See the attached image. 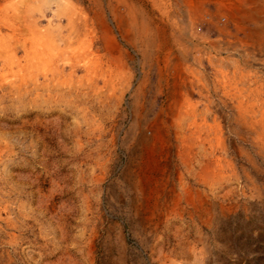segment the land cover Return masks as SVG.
Returning <instances> with one entry per match:
<instances>
[{
    "label": "rangeland",
    "instance_id": "rangeland-1",
    "mask_svg": "<svg viewBox=\"0 0 264 264\" xmlns=\"http://www.w3.org/2000/svg\"><path fill=\"white\" fill-rule=\"evenodd\" d=\"M24 1L0 0V264H264L262 125L242 119L235 89L217 88L207 64L222 58L240 80L236 94L264 106V0H224L249 13L240 20L214 0L203 11L188 0H135L155 25L151 45L121 32L110 6L122 5L105 3L125 62L99 29L74 35L55 0ZM33 21L72 33L57 67L34 58ZM198 54L207 93L180 68L199 72ZM174 85L189 89L181 114Z\"/></svg>",
    "mask_w": 264,
    "mask_h": 264
},
{
    "label": "bare ground",
    "instance_id": "bare-ground-1",
    "mask_svg": "<svg viewBox=\"0 0 264 264\" xmlns=\"http://www.w3.org/2000/svg\"><path fill=\"white\" fill-rule=\"evenodd\" d=\"M24 1V0H23ZM26 1V0H25ZM24 1V2H25ZM28 1V0H27ZM31 2V0H29ZM37 1V0H36ZM45 1V0H44ZM43 1V2H44ZM54 1V0H53ZM191 1L193 3H197V8L199 11H203V6H202V2L204 0H188ZM13 2V1H12ZM48 2V1H46ZM51 2V1H50ZM56 3L57 8L56 10V15H58L59 17H66L65 19H67L70 24L71 28V32L77 33L80 35V33H87L88 31L91 32H97L96 29H99L101 36H102V40L104 41L106 47L104 46V48H107L108 51H111L112 53H115V55H117V59L119 60V62H125V60L127 59V55L126 52L123 51L120 46V43L118 42L115 34H114V30L113 28L110 26V24L107 21V17H106V11H105V3L106 4H110L112 3V0H107V2H105L104 0H90V3L88 6H79L78 4H76L73 0H55L54 1ZM116 2L119 5H122L123 7V11L120 10L119 8H117L115 5H111L110 6V12L112 14V21H114L116 27H118L120 29L121 32H129V34L132 36L133 41H136L138 43V41H142L140 39L144 38L147 39V44L151 45L154 44V40L151 38L152 34L155 31V25L152 21L151 16L149 15L148 11L142 6L140 5L138 2H136L135 0H116ZM150 3V2H149ZM161 3V2H160ZM170 3V2H169ZM213 3V2H212ZM214 3H216V6L218 7V11L219 13H229L231 14L235 19L240 20L241 17H243L246 14V11L243 9V7H241L240 5H230L228 2L224 1V0H214ZM239 3H242V0L239 1ZM25 4V3H24ZM48 4V3H47ZM187 4V3H186ZM12 5V4H11ZM10 5V6H11ZM27 5V4H26ZM45 5V4H44ZM149 5V4H148ZM15 6V4H14ZM18 6V5H17ZM173 6V5H172ZM215 6V5H214ZM54 7V6H53ZM162 7V6H161ZM169 7V6H168ZM181 7V6H180ZM205 7V6H204ZM13 8V7H12ZM11 8V9H12ZM127 11L125 13L124 9ZM164 8V7H163ZM16 9V7H15ZM19 9V8H18ZM45 9V8H44ZM43 9V10H44ZM49 9V8H48ZM47 9V10H48ZM98 9V10H97ZM54 10V11H55ZM149 10V9H148ZM165 10V8H164ZM209 10V9H208ZM27 11V9H26ZM29 11V10H28ZM46 11V10H45ZM53 11V12H54ZM21 12V11H20ZM42 12V11H41ZM49 12V11H48ZM29 13V12H28ZM171 13V12H170ZM12 14V13H11ZM166 14V13H165ZM249 13H247L246 15H248ZM7 15V14H6ZM17 15V12H16ZM25 15V14H24ZM12 16V15H11ZM42 16V15H41ZM40 16V17H41ZM164 16V15H163ZM18 17V16H17ZM28 17V16H27ZM34 17V15H33ZM52 17V16H49ZM190 17V16H189ZM16 18V17H15ZM25 18V17H24ZM30 18V17H29ZM48 18V17H47ZM177 18V17H176ZM247 18V17H246ZM4 19V18H3ZM7 19V18H6ZM4 19V20H6ZM22 19V18H21ZM32 19V18H31ZM59 19V18H58ZM193 19V18H192ZM197 19V18H196ZM245 19V18H244ZM2 20V19H1ZM23 20V19H22ZM198 20V19H197ZM207 20V19H206ZM29 21V20H27ZM55 21V20H54ZM171 21V20H170ZM1 22V21H0ZM57 22V21H56ZM175 22V21H174ZM213 22V21H212ZM13 23V22H11ZM7 24V23H6ZM55 24V23H54ZM62 24V23H61ZM64 24V23H63ZM62 24V25H63ZM221 24V23H220ZM172 25V24H171ZM194 25V24H193ZM197 25V24H196ZM2 26H5L4 24ZM10 26V25H9ZM23 26V25H22ZM199 26V25H198ZM224 26V25H223ZM8 27V26H7ZM50 26H39L37 23H34V21L31 23L28 22V34H29V42H31V48H32V52L34 54V58L37 59V63L41 62V61H47V62H54V64L56 65L55 67H57V57L58 56H63V46L62 44L65 42L67 43L69 41V37L70 32H68V34L65 36L63 33L60 32H53V27L52 29L49 28ZM178 27V26H177ZM195 27V26H194ZM66 28V27H65ZM69 28V26H68ZM14 29V26H13ZM26 29V28H25ZM118 29V30H119ZM159 29V28H158ZM221 29H223L221 27ZM12 30V29H11ZM14 30H19V29H14ZM23 30V29H21ZM27 30V29H26ZM25 30V31H26ZM134 30V31H132ZM184 30V29H183ZM194 30V29H191ZM24 31V32H25ZM66 31V30H65ZM224 31V30H223ZM250 31V30H249ZM16 32V31H15ZM23 32V33H24ZM120 32V33H121ZM131 32H134L133 35L131 34ZM19 33V32H18ZM22 33V32H21ZM27 33V32H26ZM66 33V32H65ZM89 33V32H88ZM178 33V32H177ZM203 33V32H201ZM251 33V31H250ZM27 34V35H28ZM128 34V36H129ZM136 34V35H135ZM186 34V33H185ZM192 34V33H191ZM199 34V33H198ZM26 35V36H27ZM75 35V34H74ZM99 35V34H98ZM173 36V35H172ZM209 36V35H208ZM75 37V36H74ZM130 38V37H129ZM250 38V37H249ZM72 39V38H71ZM194 39V38H192ZM196 39V38H195ZM201 39V38H200ZM218 39V38H217ZM28 40V38H27ZM91 40V39H90ZM128 40V39H127ZM211 40V39H210ZM251 40V38H250ZM94 41V40H93ZM195 41V40H194ZM212 41V40H211ZM27 42V41H26ZM102 42V41H101ZM201 42V41H200ZM209 42V41H208ZM220 42V41H218ZM193 43V42H192ZM199 43V42H198ZM1 44V42H0ZM90 44L85 48L86 50H88V48L90 47ZM102 44V43H101ZM187 44V43H186ZM211 44V43H210ZM220 44V43H219ZM4 45V44H2ZM23 45V44H22ZM21 45V46H22ZM191 45V44H190ZM198 45V44H197ZM202 45V44H201ZM218 45V44H217ZM24 47V46H23ZM103 47V46H102ZM189 47V46H188ZM201 47V46H200ZM249 47V46H248ZM144 49V48H143ZM176 49V48H175ZM210 49V48H209ZM221 49V48H220ZM181 50V49H180ZM211 50V49H210ZM3 51V50H2ZM8 51V49H6V52ZM78 51V50H77ZM146 51V49H145ZM179 51V50H178ZM182 51V50H181ZM209 51V50H208ZM67 52V51H66ZM72 53V52H70ZM74 53V52H73ZM76 53V52H75ZM202 53V52H201ZM87 54H91V51H88ZM93 54V52H92ZM97 54V53H96ZM106 54V53H105ZM104 54V55H105ZM200 54V53H199ZM194 55V59L195 62L201 67V70L199 72H196L194 70H192L189 66H185V67H180L181 63L176 60L175 62H173L175 68L177 69V73H179V67L182 70H186L187 73L190 72L191 74H196L197 76L194 77V75H192V77L190 79V84L197 85L199 92L201 93H207L209 91V89L205 86V79H204V75L202 74L204 71L207 70V67H205L206 65H204V61H203V56L202 55ZM218 54V53H217ZM2 55V54H1ZM79 55V54H78ZM84 55V53H83ZM83 55L81 57H83ZM103 55V56H104ZM13 56V55H12ZM71 56V55H70ZM77 56V55H76ZM92 56V55H91ZM96 56V55H95ZM86 57V55H85ZM207 57V55H206ZM216 56H209L208 57V65L210 64L211 68H212V72H211V76L214 79L215 82V86L217 88H219L220 86H224L227 85V89H235V96H237L238 99V103H237V109L239 110V115L242 116V119H245L248 117V121L246 123L251 124L252 125H256L257 123L262 125V129H263V135H264V106H263V101L260 100V98H258L257 96L252 97L248 100H243L241 96L237 95L236 92H242V87L239 86L240 80L235 77L231 71L228 70L227 67H225L226 65H224L223 59L220 57H217L216 59L214 58ZM256 57V56H255ZM71 58V57H68ZM94 58V57H93ZM99 58V57H98ZM168 58V57H167ZM184 58V57H183ZM59 59V58H58ZM90 59V58H89ZM31 60V59H30ZM69 60V59H68ZM72 60V59H70ZM79 60V59H76ZM85 60V59H84ZM99 60V59H97ZM19 61V60H18ZM62 62L64 61L61 60ZM74 61V59H73ZM34 62V61H33ZM36 62V61H35ZM60 62V60H59ZM89 62V61H88ZM95 62V61H94ZM168 62V61H167ZM172 62V61H171ZM75 63V62H74ZM83 63V62H81ZM80 63V65H81ZM97 63V62H96ZM46 64V63H45ZM72 64V63H71ZM70 64V65H71ZM78 64V63H77ZM87 64V63H86ZM92 64V63H91ZM123 64V63H122ZM73 66V64H72ZM88 66V65H87ZM91 66V65H90ZM45 67V66H44ZM54 67V66H53ZM75 67V65H74ZM97 67V66H95ZM110 67V66H109ZM71 68V67H70ZM88 68V67H87ZM94 68V67H93ZM51 69V68H50ZM180 69V71H181ZM89 70V69H88ZM199 70V69H198ZM60 71V70H59ZM72 71V70H71ZM55 72V71H54ZM62 72V71H60ZM201 72V73H200ZM235 72V71H234ZM24 73V72H23ZM47 73V72H46ZM59 74L55 72V75ZM61 74V73H60ZM164 74V73H163ZM50 75V74H49ZM52 75V74H51ZM50 75V76H51ZM53 75V76H55ZM179 75V74H178ZM178 75L176 77H178ZM237 75V73H236ZM52 76V77H53ZM102 76V75H101ZM189 76V75H188ZM210 76V75H209ZM46 77V76H45ZM48 78V77H47ZM81 78V77H80ZM211 78V77H210ZM249 78V77H248ZM94 79V78H93ZM161 79V78H160ZM176 79V78H175ZM104 80V79H103ZM108 80V79H107ZM180 81V80H179ZM188 81V80H187ZM118 82V81H117ZM109 83V82H108ZM123 85V84H122ZM126 85V84H125ZM191 85V86H192ZM95 88V87H94ZM127 88V87H126ZM248 88V87H246ZM171 89V88H170ZM195 90V89H194ZM138 90H136V95L138 94ZM227 92V91H226ZM264 92V91H263ZM198 93V92H197ZM234 94V93H233ZM240 94V93H239ZM263 94V93H262ZM259 94V95H262ZM104 96V95H103ZM106 96V95H105ZM189 96V89L187 87H185L183 90L179 89L178 86L174 85L173 89L171 90V98L173 100L174 103V108L179 110L176 111L178 113L181 114V110H182V106L184 105H188L190 103V101L187 99ZM206 97V96H205ZM224 97V96H223ZM232 97V96H231ZM201 98V95H200ZM246 98V97H244ZM202 100V99H201ZM207 100V99H206ZM233 100V99H232ZM140 101V100H139ZM235 103V102H234ZM169 104V103H168ZM135 105V104H133ZM162 105V104H161ZM170 105V104H169ZM229 106V105H228ZM256 106H259L260 110H259V117L256 118V116H252L254 114H256ZM137 107V106H136ZM173 107V106H171ZM191 107V106H189ZM233 107V106H231ZM185 108V107H184ZM258 108V109H259ZM166 109V108H165ZM164 107L160 108V112L158 113V118L156 121V125L158 127V129L162 128V126H164L165 123V118L162 115L164 113ZM204 109V107H203ZM170 110V109H169ZM184 111V110H183ZM187 111V110H186ZM236 111V110H235ZM200 112V110H199ZM189 114V113H188ZM196 114V113H195ZM200 114V113H199ZM204 114V113H203ZM250 115V117L248 116ZM258 115V114H256ZM176 116V115H175ZM252 116V117H251ZM189 117V116H188ZM193 117V116H192ZM194 118V117H193ZM207 118V117H206ZM201 119V118H198ZM236 119V118H235ZM180 120V119H177ZM204 121V119H203ZM237 121V120H236ZM243 121V120H242ZM153 122V121H152ZM199 122V121H198ZM228 122V121H227ZM240 122V120H239ZM177 126L180 125V121L176 122ZM192 123V122H191ZM193 123L195 124L196 121L193 120ZM168 124V123H167ZM189 123H187L188 125ZM193 124V125H194ZM225 124V123H224ZM258 124V125H259ZM146 125V124H145ZM190 125V124H189ZM205 125V122H204ZM184 126V125H183ZM197 126V125H196ZM219 126V125H218ZM247 126V125H246ZM249 126V125H248ZM176 127V126H174ZM180 127V126H179ZM202 127V126H201ZM253 127V126H252ZM181 128V127H180ZM187 128V127H186ZM251 128V127H250ZM156 129V128H155ZM178 129V128H177ZM207 129V128H206ZM231 129V128H230ZM253 129V128H252ZM256 129V127H255ZM259 129V128H257ZM157 130V129H156ZM176 130V129H175ZM179 130V129H178ZM177 130V131H178ZM245 130V129H244ZM181 131V130H180ZM195 131V130H194ZM198 131V130H197ZM201 131V130H199ZM159 132V131H158ZM196 132V131H195ZM229 132V131H228ZM243 132V131H242ZM198 133V132H197ZM232 133V132H231ZM256 133V132H254ZM196 134V133H194ZM261 134V133H260ZM256 135V134H255ZM220 136V135H219ZM237 136V135H236ZM257 137V135H256ZM189 139V138H188ZM245 140V139H243ZM252 141V140H251ZM259 142V141H257ZM236 146V145H235ZM235 149V147H234ZM227 151V150H226ZM227 154V153H226ZM178 155V154H177ZM185 157V156H184ZM208 162V161H207ZM182 164V163H181ZM212 165V164H211ZM210 165V166H211ZM203 168H207L203 167ZM209 169V168H208ZM207 171V170H205ZM211 171V170H210ZM204 172V171H203ZM209 172V171H208ZM180 185V184H179Z\"/></svg>",
    "mask_w": 264,
    "mask_h": 264
}]
</instances>
